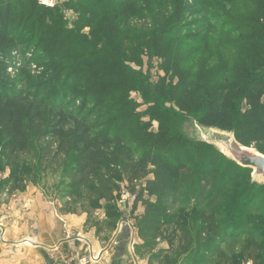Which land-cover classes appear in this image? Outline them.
Listing matches in <instances>:
<instances>
[{"label":"trees","instance_id":"16d2710c","mask_svg":"<svg viewBox=\"0 0 264 264\" xmlns=\"http://www.w3.org/2000/svg\"><path fill=\"white\" fill-rule=\"evenodd\" d=\"M12 1L0 0V162L9 167L0 189L9 185L11 191H24L23 178L29 181L42 171L66 169V203L71 213L80 204L88 219L104 210V219L92 227L98 237L102 226L110 232L116 229L125 183L132 195L127 192L130 197L124 207L131 203V213L141 209L134 227L138 242L132 245L138 259L176 264L198 249L191 264L243 260L256 264L257 247L249 242V248L241 246L243 234L228 228L229 221L222 222L220 211L222 203L231 200L230 189L223 187L235 179L251 186L264 184L253 183L251 170L237 166L213 146L186 138L180 122L186 116L202 128L230 132L237 143L264 155V0H254L256 11L249 19H232L231 9L225 6L245 0L191 4L186 0H79L64 5L89 15L88 22L90 16H97L111 30L139 21L141 26L129 25L125 35L138 34L140 50L161 57L169 77L154 90L159 105L148 106L145 112L158 125L154 133L139 122L128 95L134 79L140 82L125 65L128 51L117 55L113 47H100L96 53H104L109 66L84 68L87 80L75 79L73 73L63 75L69 67L54 36L48 42L39 39L34 49L35 35L31 36V47H26L28 25L40 32L44 22L33 16L36 6ZM54 9L42 10L57 12ZM49 22L45 29L63 38L61 28H56L60 20L53 17ZM193 29L199 30L196 37L188 33ZM43 45L45 50L39 51ZM53 47L57 51L51 54ZM28 48L33 50L29 57ZM34 63L44 69L35 76L30 70ZM241 105L246 109L242 111ZM201 146L214 149L206 156L204 169L205 179L223 189L216 191L218 206L200 214L194 208L179 214L185 173H191ZM231 164L237 170L225 175V166ZM194 219L199 224L192 238L182 226ZM226 246L233 247L231 253H225Z\"/></svg>","mask_w":264,"mask_h":264},{"label":"rangeland","instance_id":"374dc122","mask_svg":"<svg viewBox=\"0 0 264 264\" xmlns=\"http://www.w3.org/2000/svg\"><path fill=\"white\" fill-rule=\"evenodd\" d=\"M16 0L12 2L15 3ZM30 3L31 7L36 6V10L33 14L34 17H40L43 19V25H41L40 32H38V28L33 29L31 24L28 25V33L24 37L27 42L26 47H31L34 49L37 47V41L43 38L45 42H48L49 39L54 36L58 45L63 47V50H60L61 56H66L64 60V64H68L69 69L63 72V75L66 74H77L75 79L84 78L87 80V75L83 73L84 68L87 70L93 67L96 69H100L104 66H109V63L106 60V55L104 53H96L100 47L110 46L115 48L117 55L123 54L124 50L128 51L130 55V59H127L125 65L131 70L130 72H135L136 77L140 82L134 79L135 83L128 91L129 98L136 105V114L139 122L143 125H147V128L151 132H156L158 130V125L154 122H150L148 117H146L145 112L148 106L151 105H159L156 102L157 96L154 93L156 86L161 81L168 80L169 77L166 75L164 71V60L161 57H157L154 54L148 52L146 48H142L141 40L139 39V35L135 33H130L127 36L125 35L126 29L129 25L141 26L138 20H132L131 23H127L125 27L120 25L115 26L113 30H111L108 26L104 25L102 20L98 19L97 16H90L89 22L87 18L89 15L83 14L80 12H76L72 7L68 8L64 5L66 3H71L73 1L79 0H60L58 6H55L57 12H43V6L37 3L36 0H25ZM196 0H186L187 4L194 3ZM217 3L223 2V0H215ZM227 1V0H226ZM227 9H231L230 15L232 19L234 17H242V18H250L253 11H256L255 6L257 3L254 0L243 1L240 4L225 5ZM40 7V8H38ZM255 9V10H254ZM103 14V13H102ZM101 14V15H102ZM32 16V18H33ZM53 17L58 18L61 22L57 25L56 28H61L62 33H69L63 38L58 39L53 34H50V31L45 29V25H49V20L53 19ZM196 17H192L195 19ZM189 21V19H188ZM187 21V22H188ZM225 21V20H223ZM145 26H149L146 22ZM204 27V26H203ZM198 29L189 30L188 33H191L193 37L198 35ZM35 35L34 44L30 45L31 36ZM51 54L56 50V47L51 48ZM26 56L32 55V51L30 48L27 49ZM44 45L39 48V51H43ZM90 57V59H87ZM47 61H50L49 59ZM42 63V62H40ZM39 67V68H36ZM61 68V66L59 65ZM30 70H32V75H39L44 70L39 64L34 63L30 64ZM72 75V76H73ZM177 82V79L174 78L173 84ZM81 93V92H78ZM165 108H171L176 111L177 108H174L172 105L165 104ZM242 111L246 109V106L241 105ZM180 131L185 135L186 138L190 140H199L201 138V134L204 133L206 136L208 129L203 130L199 128L196 123L188 117H184L180 122ZM214 149L210 146H201L197 148L198 157L194 159V164L191 167V173H185L187 183L182 188L180 193V203L177 209V212L184 210L195 209L197 214L202 212H206L209 207L218 206L214 201L217 200V190L230 189L228 195L230 196V201L226 205L225 202L222 203L224 206L220 211V215H222V222H228V228H232L236 234H243L241 240L244 242H240L241 246L250 247V245L257 247L256 254L254 255V260L256 264H264V186L254 184L251 186L246 180L243 179H235L234 182L230 183L227 187H223V189L219 188V183H214V186L211 184L213 181L209 179H205V169L204 165L206 164V156L209 152ZM0 160L1 159V151H0ZM196 165V166H194ZM237 170L234 164L225 166V175L230 174L231 172ZM9 167L4 162H0V181H4L9 176ZM66 169L61 170H53V171H42L37 174V176L31 180L24 179L26 190H36L38 193L42 194L43 201L49 200H59L61 204L60 213H71V207H68L65 202L62 200H68V196H66L67 189L65 182ZM222 175V173H221ZM38 181V182H37ZM34 183H38V185H34ZM23 184V183H22ZM21 185V184H19ZM9 185L6 188L0 189V204L7 203H19V197L22 191L9 189ZM19 187V186H18ZM9 190V191H8ZM130 193V189L126 184H123L122 193ZM6 195V196H5ZM128 195V196H129ZM130 197V196H129ZM129 200V199H128ZM213 200V202H212ZM212 202V203H211ZM131 204V203H130ZM125 208L123 203H119L120 208V219L116 224V229L110 232L105 226L101 227L100 234L94 235L97 237L99 241V250L97 251L99 254L98 262L101 258L102 254L106 256L109 250H113V247H116L118 243V236L121 235L122 230L135 232V219L141 215V209H138L136 212H130V205ZM211 204V205H210ZM75 216H81L86 214L83 213L82 204L78 205L75 209L72 210V213ZM104 219V210L100 208V210L95 211L91 219L86 220L85 224L82 225V231L84 234H88L89 230L95 226L96 222ZM198 220H189L188 223L182 228L190 234L193 238L195 233V227L198 226ZM113 241H107L110 237L109 234H113ZM76 234V233H75ZM263 236V237H262ZM78 245L84 244V247L81 248V254L78 251L76 253L78 258V264H80L81 259H87L88 263L94 262L90 259L91 252H88L87 249V239L81 236L80 234H76L74 236ZM249 242V244H248ZM116 243V244H115ZM185 243V240H184ZM232 246L225 247V253H231ZM180 250V248H179ZM200 250L194 249L192 250L187 257H180L177 260L176 264H191L192 259L195 254L199 253ZM94 254V253H93ZM92 254V255H93ZM243 260V259H242ZM144 261V260H143ZM244 261V262H243ZM239 261V264H253L251 262H247L245 260Z\"/></svg>","mask_w":264,"mask_h":264},{"label":"crops","instance_id":"0c3cea01","mask_svg":"<svg viewBox=\"0 0 264 264\" xmlns=\"http://www.w3.org/2000/svg\"><path fill=\"white\" fill-rule=\"evenodd\" d=\"M41 195L28 189L18 196L19 203L0 204V264H78L76 253L81 254L84 244H77V233L88 238V252L97 254L100 245L94 228L88 234L82 231L86 216L61 214L59 200L43 201ZM109 235L107 241H113L114 233ZM135 242L136 233L125 228L113 250L88 264H147L135 256Z\"/></svg>","mask_w":264,"mask_h":264},{"label":"water","instance_id":"95a60500","mask_svg":"<svg viewBox=\"0 0 264 264\" xmlns=\"http://www.w3.org/2000/svg\"><path fill=\"white\" fill-rule=\"evenodd\" d=\"M196 125L203 130L208 129L206 136L202 133V139L196 141L213 146L237 166L251 170L253 183L264 184V155L257 152L254 148H248L242 146L239 142L237 143L230 132L214 128H202L197 123Z\"/></svg>","mask_w":264,"mask_h":264},{"label":"built area","instance_id":"2783aa9c","mask_svg":"<svg viewBox=\"0 0 264 264\" xmlns=\"http://www.w3.org/2000/svg\"><path fill=\"white\" fill-rule=\"evenodd\" d=\"M37 3H39L41 6L45 7V8H54L55 6H58L59 4V1L60 0H36ZM10 73H12L10 70H9ZM6 196V195H5ZM129 199V196L127 193L123 194L122 193V196H120V200H119V203H125V201H127ZM116 244V243H115ZM93 254V253H92ZM91 254V257L90 259L94 262H96L98 259H99V254ZM80 264H88V260L85 258V259H81L80 260Z\"/></svg>","mask_w":264,"mask_h":264}]
</instances>
